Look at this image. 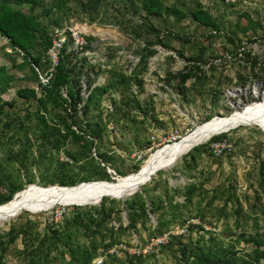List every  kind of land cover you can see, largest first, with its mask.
<instances>
[{
	"label": "rangeland",
	"instance_id": "obj_1",
	"mask_svg": "<svg viewBox=\"0 0 264 264\" xmlns=\"http://www.w3.org/2000/svg\"><path fill=\"white\" fill-rule=\"evenodd\" d=\"M1 1L29 14L28 5ZM143 1L38 0L32 15L46 36L72 28L85 41L79 49L65 33L76 101L64 109L16 95L27 88L40 98L39 75L53 72L41 39L31 52L40 59L32 73L0 38L7 78L0 94V197L13 188L22 190L17 197L32 185L126 177L209 119L263 100L264 75L253 71L264 61V0H158L160 17L146 15ZM195 8L209 13L219 34L189 18ZM59 94L68 100L65 88ZM67 127L84 138L75 141ZM211 137L226 139L231 151L214 156ZM211 137L125 200L22 212L0 226V264H84L87 256L88 264H196L193 254L207 250L264 264V129L239 126ZM101 203L107 212L101 227L73 224V215L85 219ZM70 249L78 252L74 259Z\"/></svg>",
	"mask_w": 264,
	"mask_h": 264
},
{
	"label": "trees",
	"instance_id": "obj_2",
	"mask_svg": "<svg viewBox=\"0 0 264 264\" xmlns=\"http://www.w3.org/2000/svg\"><path fill=\"white\" fill-rule=\"evenodd\" d=\"M13 4L15 5H28V11L29 14L25 15L21 13L18 10L11 9L6 1L0 2V38L5 39L10 48L15 50L17 53L21 56V64H25L30 66L29 69L32 73L34 72V65H37L40 62V59L38 57H32L31 52L35 48V40L37 38L41 39V45L42 49L46 54V50L50 46V38L44 34V32L40 28V24L36 21L35 17L32 15V12L34 8L38 5V0H11ZM143 11L146 15L150 16H162L165 13V9L160 5L158 0H144L142 5ZM169 12L173 15L177 14L181 16V13H178L177 11L169 10ZM189 18L196 23L197 25L208 29L210 32L219 34L220 29L218 24L214 21V19L209 15V13L205 10H202L200 8H195L189 12ZM263 55H264V49H263ZM65 52H64V46L61 48L59 52V57L57 60V64L53 69L52 74L50 75V78L48 79L46 84H39V93L40 98H36L35 91L33 89H27L22 88L19 89L16 92L17 97L23 100H27L29 98L35 99L36 102L39 104H42L44 100H51L52 102L58 104L62 109H64L67 104L66 101H69V103H74L76 101L75 98V92L73 89L68 87V74L66 71V64H65ZM255 68L257 67V63H255ZM264 75V61L261 62L258 65V68L253 71V77L258 78L262 77ZM6 77L0 70V94L4 93L6 90ZM61 88L66 89V95L67 99L65 100L60 94L59 90ZM92 91L95 93L106 91V88H102L101 90L98 88H93ZM73 105V104H72ZM210 120V119H209ZM64 126H67L64 124ZM67 132L70 133L75 141H79L84 138V134L77 130V134L74 133L69 127H67ZM223 140L222 138L218 137H211L209 139V143L217 142ZM199 146L193 147V151H198ZM140 169V168H139ZM105 180L109 179L107 176L105 177ZM94 181H104V180H92L87 181L88 182H94ZM84 183V182H82ZM58 186H76L74 182L66 184L64 181L58 182ZM80 184V183H79ZM78 185V184H77ZM49 186V185H48ZM22 191V190H21ZM21 191L15 193V189L9 190V193L5 197H0V206L6 204L11 199L14 198V196ZM15 193V194H14ZM14 194V195H13ZM184 199L188 200L190 198V190L186 189L184 191ZM12 197V198H11ZM149 213H152L154 210V207L149 202ZM125 208L127 210V215L129 218V223L127 224L128 227L133 228L134 227V218L135 216L132 212L130 213V205H125ZM102 203L99 205V207H91V213L88 216H85V219H82L78 214L73 215L72 222L75 225H79L82 228H88L86 224L89 226H95V228H99L102 226V223L104 221L105 216H107V212L103 210ZM143 211V210H142ZM144 214V212H142ZM90 219V222H89ZM83 221V222H82ZM160 227V224L157 222V228ZM157 233H159V230H157ZM78 252L76 250H68L69 256L74 259L75 255ZM259 254H262L264 256V253L260 252ZM193 259H195L196 264H247L245 261H242L241 263H237L236 260L233 258V256L229 255H219L218 251H211L207 250L205 252L198 251L197 253L193 254ZM90 261V258L87 256L84 260V264H88Z\"/></svg>",
	"mask_w": 264,
	"mask_h": 264
},
{
	"label": "bare ground",
	"instance_id": "obj_3",
	"mask_svg": "<svg viewBox=\"0 0 264 264\" xmlns=\"http://www.w3.org/2000/svg\"><path fill=\"white\" fill-rule=\"evenodd\" d=\"M210 120L181 140L156 150L138 172L126 177L112 182H84L71 187H28L19 196L0 206V226L26 211L34 213L47 211L55 206L96 205L104 197L125 200L128 195L138 192L144 184L150 182L156 173L174 167L184 154L211 136L239 126L257 125L264 129V98L242 110L234 111L229 117Z\"/></svg>",
	"mask_w": 264,
	"mask_h": 264
},
{
	"label": "built area",
	"instance_id": "obj_4",
	"mask_svg": "<svg viewBox=\"0 0 264 264\" xmlns=\"http://www.w3.org/2000/svg\"><path fill=\"white\" fill-rule=\"evenodd\" d=\"M233 1L234 0H225V2L227 3H232ZM65 33H67V35L70 37L75 47L81 49L85 45V41L81 36H79V32L77 30L72 28L53 29L52 34L50 35V46L46 50V56L51 64L52 71L57 64L59 52L65 40ZM50 75L51 74H49L48 77L44 76L43 78L39 75L40 84H46L48 79L50 78ZM208 147L214 156H220L231 151V146L226 139L210 143Z\"/></svg>",
	"mask_w": 264,
	"mask_h": 264
}]
</instances>
